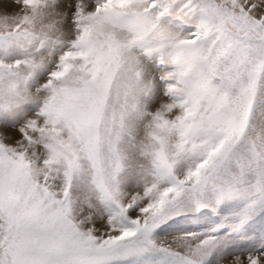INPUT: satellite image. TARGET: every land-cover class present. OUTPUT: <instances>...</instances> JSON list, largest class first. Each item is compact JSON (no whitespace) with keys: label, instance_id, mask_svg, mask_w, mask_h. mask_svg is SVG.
Returning <instances> with one entry per match:
<instances>
[{"label":"snow or ice","instance_id":"snow-or-ice-1","mask_svg":"<svg viewBox=\"0 0 264 264\" xmlns=\"http://www.w3.org/2000/svg\"><path fill=\"white\" fill-rule=\"evenodd\" d=\"M0 264H264V0H0Z\"/></svg>","mask_w":264,"mask_h":264}]
</instances>
